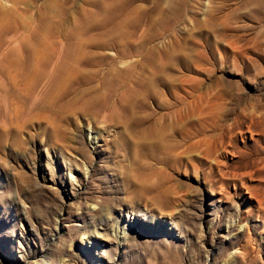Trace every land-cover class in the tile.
<instances>
[{"label":"rangeland","instance_id":"rangeland-1","mask_svg":"<svg viewBox=\"0 0 264 264\" xmlns=\"http://www.w3.org/2000/svg\"><path fill=\"white\" fill-rule=\"evenodd\" d=\"M0 61V264H264V0H0Z\"/></svg>","mask_w":264,"mask_h":264},{"label":"bare ground","instance_id":"bare-ground-1","mask_svg":"<svg viewBox=\"0 0 264 264\" xmlns=\"http://www.w3.org/2000/svg\"><path fill=\"white\" fill-rule=\"evenodd\" d=\"M46 32V31H45ZM42 44V45H41ZM40 44V46H38V47H36V48H33L32 50H31V52H33V53H35V57H36V55H44L43 53L46 51V49H48V47H47V44H44V43H41ZM77 45V44H76ZM71 47V46H70ZM28 49V48H27ZM72 49L73 48H71L70 50H67L66 52L65 51H63V52H65L64 53V57H61V66L60 67H62V66H64V63L67 61V59L68 58H71L73 55L71 54L72 53ZM9 50H11V49H9ZM13 50V49H12ZM45 50V51H44ZM30 51V50H29ZM29 51H26V52H29ZM48 51V50H47ZM75 51H76V48L74 47V54H75ZM38 52V53H37ZM50 52V51H49ZM10 54V53H9ZM30 55V54H29ZM30 57V56H29ZM34 57V56H33ZM41 57H43V56H41ZM28 58V57H27ZM47 58V57H46ZM29 59V60H28ZM28 59H24V60H22V67L24 68V69H26V71L28 70V73H31L30 71L31 70H33V68L34 67H36L35 65H37L39 62H36V61H38V60H36V61H32V59H30V58H28ZM71 60V59H70ZM46 61V60H45ZM77 61V60H76ZM19 62V61H18ZM41 62V61H40ZM2 63H3V61H0V67H1V65H2ZM59 63V62H58ZM20 66H21V64H19ZM3 66V65H2ZM38 67H40V65L38 66ZM58 67V66H57ZM73 67V66H72ZM1 69V68H0ZM35 69V68H34ZM36 70V69H35ZM42 71V70H41ZM44 71V70H43ZM61 71V70H60ZM66 71V70H65ZM36 72V71H35ZM45 72V71H44ZM37 73V72H36ZM41 73V72H40ZM32 74H34V73H32ZM39 74V73H38ZM67 76V75H66ZM65 76V77H66ZM23 77H24V75H23ZM62 78V77H61ZM61 78H60V80H61ZM27 79V78H26ZM53 79V78H52ZM65 79V78H64ZM14 80V79H13ZM29 82V81H28ZM31 82V81H30ZM59 82V81H58ZM62 82H63V79H62ZM61 83V82H60ZM58 84V83H57ZM63 85V84H62ZM13 92V91H12ZM7 95V94H6ZM4 97V96H3ZM213 143V142H212Z\"/></svg>","mask_w":264,"mask_h":264}]
</instances>
